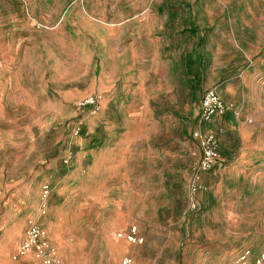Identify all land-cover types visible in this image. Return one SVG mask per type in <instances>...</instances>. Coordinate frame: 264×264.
I'll return each instance as SVG.
<instances>
[{
  "label": "rangeland",
  "instance_id": "1",
  "mask_svg": "<svg viewBox=\"0 0 264 264\" xmlns=\"http://www.w3.org/2000/svg\"><path fill=\"white\" fill-rule=\"evenodd\" d=\"M187 54L199 57L192 69ZM255 72L264 77V0H0V222L37 213L28 223L44 227L61 264H189L199 249H264V209L236 199L234 173H206L189 205L200 99L215 89L227 127H250L239 83ZM91 95L102 96L96 115L75 108ZM131 226L143 244L117 238ZM5 246L0 264H41L13 261Z\"/></svg>",
  "mask_w": 264,
  "mask_h": 264
},
{
  "label": "crops",
  "instance_id": "2",
  "mask_svg": "<svg viewBox=\"0 0 264 264\" xmlns=\"http://www.w3.org/2000/svg\"><path fill=\"white\" fill-rule=\"evenodd\" d=\"M188 31L194 33L190 29H188L187 32ZM197 58L199 59L197 55L194 57L187 54L185 61L186 67L192 69L193 66L198 65ZM240 80L239 86L247 90L246 97H243L247 104L245 117L249 120L252 119L253 121L250 122L252 124L250 127L247 125H239L235 129L229 126L227 127L225 124L226 118L228 117L226 114L227 111L223 116L215 118L213 123L207 128L216 131L217 129L214 127V124L219 122L222 123L225 129V135H218L219 153L221 138H225V144H227V146L222 145L223 153H220L221 160L219 164L208 172L211 171L215 177L222 176L226 173H234L237 178V188L232 191L241 192V195L237 196L236 199L243 201L242 206L244 207L264 209V77L255 72L251 76L242 77ZM239 86L237 88L230 86L227 92L233 93ZM239 142H241L245 148L243 147V150L233 152L231 149L233 148L232 146L235 148L236 145H239ZM249 143H251L250 148L247 147ZM208 172H204L200 175V182L202 185L203 181L206 182L205 178ZM227 206L230 207L229 205ZM36 207H38V204L35 201L33 206L35 211ZM33 213L34 212L31 211L26 214V217L22 219L21 226L16 222L11 225H9L8 222H0V231L3 230L0 240V251L7 245L11 250H14V253L17 252L24 240L28 220L37 215V213ZM225 220L226 222H233V216L228 214L225 216ZM127 230L125 232H127ZM262 248V246H258L253 241H249L238 250L231 251L230 248H227L226 251H220L218 254L217 252L213 253L212 251L199 249L195 250L193 253L194 260L189 264H231L243 250L249 249L252 252V257H254L259 253H264V249ZM246 264H253V259L250 258Z\"/></svg>",
  "mask_w": 264,
  "mask_h": 264
},
{
  "label": "built area",
  "instance_id": "3",
  "mask_svg": "<svg viewBox=\"0 0 264 264\" xmlns=\"http://www.w3.org/2000/svg\"><path fill=\"white\" fill-rule=\"evenodd\" d=\"M101 102V95H91L80 99L75 104V108L78 111H87L90 115H96L100 111ZM226 111L227 106L215 89H209L203 93L199 102L196 125L190 134L199 152L198 162L189 185V205L193 210L198 206L194 197L205 189L200 182V175L213 169L221 160L218 133L207 127L213 123L215 118L223 116ZM81 126V122H75L74 125H72L69 131L71 137H79L82 130ZM71 161L72 153L69 151L67 155L62 158V164L68 167ZM49 194V186L43 185L42 198L44 200L47 199ZM41 214L44 215L45 211L42 210ZM117 238H121L131 245L143 244V238L139 235L136 226L129 227L127 232L118 233ZM25 257H32L41 264H61L54 247L48 240L45 229L37 222L28 223L24 240L12 259L13 261H19ZM250 258L253 259V264H264V253H259L252 257V252L249 249L243 250L231 264H246ZM121 264H131V260L124 258Z\"/></svg>",
  "mask_w": 264,
  "mask_h": 264
}]
</instances>
